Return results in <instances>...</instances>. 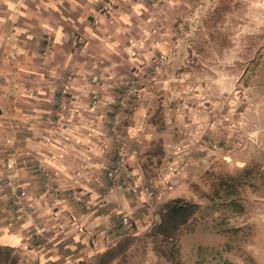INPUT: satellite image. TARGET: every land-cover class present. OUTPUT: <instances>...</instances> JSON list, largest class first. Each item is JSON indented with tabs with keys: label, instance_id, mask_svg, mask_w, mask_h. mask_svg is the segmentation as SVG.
I'll list each match as a JSON object with an SVG mask.
<instances>
[{
	"label": "crops",
	"instance_id": "crops-1",
	"mask_svg": "<svg viewBox=\"0 0 264 264\" xmlns=\"http://www.w3.org/2000/svg\"><path fill=\"white\" fill-rule=\"evenodd\" d=\"M196 7L0 0L1 247L40 264H92L104 255L116 264L124 213L136 222L129 237L158 234L156 213L193 195L189 187L206 172L196 167L225 158L217 153L229 142L219 124L226 107L217 99L236 84L210 75L195 43L206 28L194 30ZM184 18L190 24L179 31ZM120 155L121 180L147 186L152 200L112 187L108 172ZM152 255L153 264L163 259Z\"/></svg>",
	"mask_w": 264,
	"mask_h": 264
},
{
	"label": "rangeland",
	"instance_id": "rangeland-1",
	"mask_svg": "<svg viewBox=\"0 0 264 264\" xmlns=\"http://www.w3.org/2000/svg\"><path fill=\"white\" fill-rule=\"evenodd\" d=\"M196 6L200 13L194 19V30L202 24L206 28L201 35L196 32L199 40L195 43L211 42L207 49L201 45L210 75L230 76L236 84L228 97L217 99L226 107L220 115L224 123L219 124H223L229 140L217 154L226 156L209 163L208 168L202 163L200 167L194 165L206 172L189 187L193 195L182 199L197 204L199 209L178 243L170 242V257L160 258L151 228H146L141 237H129L137 228L126 235L120 221L118 232L123 241L112 254L118 260L116 264H143L146 260L153 264V250L161 259L159 264H257L259 254L253 253L252 246L264 253V0H196ZM189 24L184 18L178 28L183 26L185 30ZM73 36L77 44L84 40L78 33ZM48 48L44 53L51 51ZM219 149L216 147V151ZM171 181L176 184L179 179ZM142 195L148 200L155 197ZM164 210L163 205V209L154 211L158 219ZM14 254L18 264H40L30 255L20 256L15 250Z\"/></svg>",
	"mask_w": 264,
	"mask_h": 264
},
{
	"label": "trees",
	"instance_id": "trees-1",
	"mask_svg": "<svg viewBox=\"0 0 264 264\" xmlns=\"http://www.w3.org/2000/svg\"><path fill=\"white\" fill-rule=\"evenodd\" d=\"M199 206L192 202H188L182 198L169 200L165 204V210L160 214V223L158 224V234L156 239L158 242L157 252L161 257H170V242L178 243L181 233L191 219H194ZM113 257L103 256L94 264H111ZM0 264H18V257L14 254V250L10 247L0 246Z\"/></svg>",
	"mask_w": 264,
	"mask_h": 264
},
{
	"label": "built area",
	"instance_id": "built-area-1",
	"mask_svg": "<svg viewBox=\"0 0 264 264\" xmlns=\"http://www.w3.org/2000/svg\"><path fill=\"white\" fill-rule=\"evenodd\" d=\"M184 29L183 26L179 27V31ZM134 85V82H132ZM124 157L122 155L119 156V159L114 163L113 167L108 172V178L111 181V185L113 188L117 190L125 191L130 190L134 194H139L141 191L146 194L147 196H152V192L147 186H128L127 182L122 181L120 178V170L123 167ZM133 179V175L131 173L127 174V180ZM121 225H122V232L126 235H131L135 232L136 229V222L135 218L124 214L121 217Z\"/></svg>",
	"mask_w": 264,
	"mask_h": 264
}]
</instances>
